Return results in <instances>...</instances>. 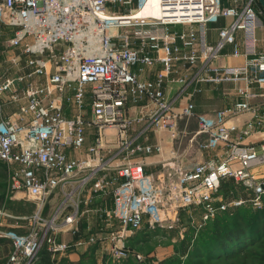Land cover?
I'll return each mask as SVG.
<instances>
[{
    "label": "built area",
    "instance_id": "1",
    "mask_svg": "<svg viewBox=\"0 0 264 264\" xmlns=\"http://www.w3.org/2000/svg\"><path fill=\"white\" fill-rule=\"evenodd\" d=\"M223 1L156 0L154 13L151 0H0V38L7 36L9 59L19 66L0 75V161L9 167L13 189L36 205L30 217L0 208V238L12 246L5 264H33L44 245L53 257L83 245L81 236L64 239L80 232L82 195L111 197L109 207L97 208L105 234L89 242L104 243L118 261L131 255L130 237L146 221L150 229L164 227L179 209L194 207L201 211L199 229L220 211L246 202L262 206L264 173L257 168L264 166V143H244L264 127V112L251 103L255 89H264L259 15L255 0ZM220 17L232 21L212 42L209 23ZM227 45L242 63H216ZM156 67L153 78L143 77ZM240 82V98L200 117L190 139L206 135L199 147L222 144V156L187 166L172 151L162 162L163 178L146 170V157L163 146L130 138L134 124L147 119L144 131L177 139L179 120L195 115L202 84ZM169 84L181 86L174 99L167 97ZM139 104L141 114L131 116L129 106ZM245 112L253 116L233 121ZM109 131L119 139H108ZM106 146L115 148L109 156ZM226 178L250 190V197L218 198ZM58 194L62 199L47 216V202ZM25 219L29 230H11Z\"/></svg>",
    "mask_w": 264,
    "mask_h": 264
},
{
    "label": "rangeland",
    "instance_id": "2",
    "mask_svg": "<svg viewBox=\"0 0 264 264\" xmlns=\"http://www.w3.org/2000/svg\"><path fill=\"white\" fill-rule=\"evenodd\" d=\"M259 7L257 9L261 11ZM131 30L132 27L120 28V32ZM12 53L13 51L7 48V36L0 38V75L13 74L18 71L19 66L14 65L9 59ZM167 97L169 98V95ZM145 122L147 123V119H145ZM148 140L151 143L154 142V139H144V141ZM114 151L115 148L106 146L104 152L106 156H109ZM226 179L228 180V182H225L226 188L222 187L218 191V198L231 200L236 195L237 197H250V190L240 184L242 188L233 178ZM95 194L92 195L91 200H89V196L87 195H82L80 198L84 211L78 222L80 232L71 235L64 234L65 240H74L81 236L85 243L71 253L66 254V259H64L65 256H52L53 264H193L190 260L191 253H189L193 246V239L191 238V240L186 242L185 238L188 233H192L193 231V235L197 236L200 229H202H197L196 225L201 217L199 208H181L174 221H169L166 224L167 226L156 229H150L146 221L143 227L130 237L127 247L131 252L130 258L126 261H118L109 256L104 243L89 242L90 237L105 234V229H101L102 220L98 216L97 208L109 207L111 205V197L109 195ZM61 199L62 195L58 194L48 200L44 209L47 216L53 212ZM263 206L264 197L260 208L252 205L254 209H261ZM0 208L5 209V211L13 215H26L28 217L36 212L35 203L24 193H18L13 189V181L9 176V167L5 164H0ZM20 222L21 228L11 230L21 234L30 229L31 224L29 219ZM9 242V239L0 238V264H5L11 251ZM133 253H140L143 255V258H137ZM245 254L227 261L210 262L213 264H264V237L258 239ZM202 264L208 263L204 262Z\"/></svg>",
    "mask_w": 264,
    "mask_h": 264
},
{
    "label": "crops",
    "instance_id": "3",
    "mask_svg": "<svg viewBox=\"0 0 264 264\" xmlns=\"http://www.w3.org/2000/svg\"><path fill=\"white\" fill-rule=\"evenodd\" d=\"M225 4H228V0H224ZM230 18H217L209 23V37L212 42L218 39V30L221 26L230 23ZM238 39L241 41V33L237 34ZM258 47L259 50L264 51V22L258 17ZM233 50L232 45H227L224 49L225 55L219 57L216 61L218 64H240L243 62V57H235L231 55ZM155 70L147 71L143 77L153 78ZM243 82L238 84L225 83L222 85H210L202 84V92L198 93L194 97L195 103V115L187 118H182L178 122V128L181 131V136L177 139H172L167 133L155 132L152 128H148L144 131L147 123L145 121L137 122L130 129L128 136L132 139H137L140 142L151 143L144 141V139H154V142H159L163 146L162 153H154L146 157V170L152 172L158 179L163 175L161 171L162 162L170 158L172 151H176L187 166H193L197 163L209 160L213 157H220L225 153V147L222 144H215L211 148H200L197 141L206 140V135H200L197 141L191 142V136L198 128L200 117H207L216 115L218 110L230 105L234 101L240 98L237 93L238 86H241ZM181 86L177 84H169L166 86V94L169 95V99H174L180 93ZM258 94L251 100V103L255 106L258 113L264 112V89L256 88ZM172 94V95H171ZM145 100L142 101V104ZM142 104L130 105L128 113L131 116H139L141 114ZM13 110V109H12ZM11 110V111H12ZM10 111V112H11ZM251 112H245L239 117L233 119V121L242 124L252 117ZM108 139H119L114 131L108 132ZM143 139V140H142ZM156 140V141H155ZM92 139H88L87 143H90ZM244 143H255L258 148L264 143V127L254 131L250 136L244 139ZM257 171L264 173V166L258 167Z\"/></svg>",
    "mask_w": 264,
    "mask_h": 264
},
{
    "label": "trees",
    "instance_id": "4",
    "mask_svg": "<svg viewBox=\"0 0 264 264\" xmlns=\"http://www.w3.org/2000/svg\"><path fill=\"white\" fill-rule=\"evenodd\" d=\"M255 7L256 9L257 7L261 8V11L257 9L258 15L264 22V7L259 0H255ZM0 164L4 163L0 161ZM225 182H228V180L223 179L221 181L217 194L222 187L226 186ZM240 186L242 187V185ZM234 197H237V195ZM248 203L234 209L220 211L214 218L205 223L197 236L193 235L194 231L186 235V242L191 238L193 239V246L189 251L191 253L190 260L193 264L204 262L213 264L210 261L216 263L235 259L239 255H246L245 253L248 252L251 246L258 239L264 237V206L261 209H254L251 203ZM9 243L12 250L11 241ZM52 258L47 245H44L38 259L33 264H53ZM66 258L65 256L64 259ZM129 258L130 256L122 261Z\"/></svg>",
    "mask_w": 264,
    "mask_h": 264
},
{
    "label": "bare ground",
    "instance_id": "5",
    "mask_svg": "<svg viewBox=\"0 0 264 264\" xmlns=\"http://www.w3.org/2000/svg\"><path fill=\"white\" fill-rule=\"evenodd\" d=\"M151 2H152V6L150 5V6H148V8L152 12L156 13L158 11V8H157L158 6H156V0H151Z\"/></svg>",
    "mask_w": 264,
    "mask_h": 264
},
{
    "label": "water",
    "instance_id": "6",
    "mask_svg": "<svg viewBox=\"0 0 264 264\" xmlns=\"http://www.w3.org/2000/svg\"><path fill=\"white\" fill-rule=\"evenodd\" d=\"M262 4V6L264 7V0H259Z\"/></svg>",
    "mask_w": 264,
    "mask_h": 264
}]
</instances>
